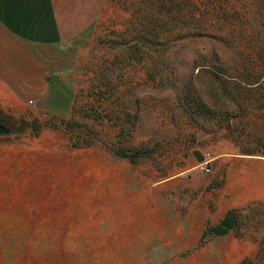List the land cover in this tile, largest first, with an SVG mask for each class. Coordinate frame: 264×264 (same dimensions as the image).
I'll list each match as a JSON object with an SVG mask.
<instances>
[{
    "label": "rangeland",
    "instance_id": "1",
    "mask_svg": "<svg viewBox=\"0 0 264 264\" xmlns=\"http://www.w3.org/2000/svg\"><path fill=\"white\" fill-rule=\"evenodd\" d=\"M39 51L74 96L0 103V264H264V0H103Z\"/></svg>",
    "mask_w": 264,
    "mask_h": 264
},
{
    "label": "crops",
    "instance_id": "2",
    "mask_svg": "<svg viewBox=\"0 0 264 264\" xmlns=\"http://www.w3.org/2000/svg\"><path fill=\"white\" fill-rule=\"evenodd\" d=\"M102 4L103 0H0V103L6 98L23 103L34 98L53 112L70 108L74 87L66 76L53 79L39 49L85 32Z\"/></svg>",
    "mask_w": 264,
    "mask_h": 264
},
{
    "label": "trees",
    "instance_id": "3",
    "mask_svg": "<svg viewBox=\"0 0 264 264\" xmlns=\"http://www.w3.org/2000/svg\"><path fill=\"white\" fill-rule=\"evenodd\" d=\"M5 117L7 119L8 116ZM119 155H121V157L125 156V154H123L122 152H119ZM236 218H237V213L235 210L228 211V213L221 220V222L218 225L211 228V231L214 234H225L229 232L231 229L235 228Z\"/></svg>",
    "mask_w": 264,
    "mask_h": 264
}]
</instances>
